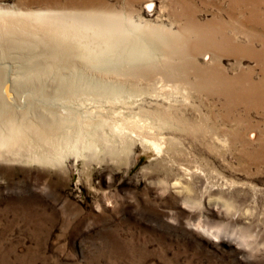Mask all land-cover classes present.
Segmentation results:
<instances>
[{
    "label": "rangeland",
    "instance_id": "rangeland-1",
    "mask_svg": "<svg viewBox=\"0 0 264 264\" xmlns=\"http://www.w3.org/2000/svg\"><path fill=\"white\" fill-rule=\"evenodd\" d=\"M0 13L90 29L53 47L45 75L28 69L47 60L34 28L0 40V123L62 144L0 160V264H264V0H0ZM83 44L100 60L68 55ZM69 83L88 87L81 103H62Z\"/></svg>",
    "mask_w": 264,
    "mask_h": 264
},
{
    "label": "bare ground",
    "instance_id": "bare-ground-1",
    "mask_svg": "<svg viewBox=\"0 0 264 264\" xmlns=\"http://www.w3.org/2000/svg\"><path fill=\"white\" fill-rule=\"evenodd\" d=\"M17 26L22 27V29L16 30L15 27ZM80 26L82 29L88 30L87 26L74 22L69 25L67 20L55 16H43L40 14L9 15L6 13H0V40L7 35H12L14 39L20 40L21 43H23L22 40L25 39L24 37L27 38L26 34L30 31L29 28H34L35 31L33 32L42 35L43 37L42 44L38 42L36 45L39 46V48H42V53L46 55L47 60L42 61L40 58L41 60L39 63L31 65L28 69L31 73L40 72L45 75L50 73V68L62 60L60 59L59 61H56L57 53H61V51L54 50L53 47L57 46L60 48L63 43H67V40L79 41L82 37ZM45 37L52 38L53 40L50 39L46 41ZM99 39L105 44V47L109 45V41L106 37L101 36ZM56 40H58V42ZM68 55L72 58L86 60L88 62L99 61L101 58L100 51L87 44L80 45V48L77 50H71V48H69ZM43 57L44 60L46 57ZM25 77H27L25 80L27 81L26 83H28V78L30 77L29 74ZM62 87H66V90L68 91V93L61 98L62 103L64 104H70L74 101H79L81 103V95H74L73 91L75 90L77 92L78 89L79 91L88 89L86 84L83 83L77 85L76 83H69ZM50 114L53 116L52 112ZM61 114L62 116L56 119L57 122L55 123L57 125L61 127L63 124L72 123L66 119V116H69L67 113L61 111ZM56 135L57 134L53 133L51 129L45 126H39L34 122L25 124L23 122H17L9 117L4 122L0 123V160H22L25 157L37 159L40 158V156L54 158L56 157L54 154L58 153L57 149L62 146L60 140L56 138Z\"/></svg>",
    "mask_w": 264,
    "mask_h": 264
}]
</instances>
